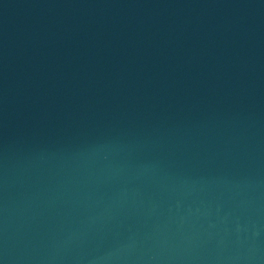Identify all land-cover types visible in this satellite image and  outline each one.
I'll list each match as a JSON object with an SVG mask.
<instances>
[{"label": "water", "instance_id": "95a60500", "mask_svg": "<svg viewBox=\"0 0 264 264\" xmlns=\"http://www.w3.org/2000/svg\"><path fill=\"white\" fill-rule=\"evenodd\" d=\"M0 264H264V0H0Z\"/></svg>", "mask_w": 264, "mask_h": 264}]
</instances>
